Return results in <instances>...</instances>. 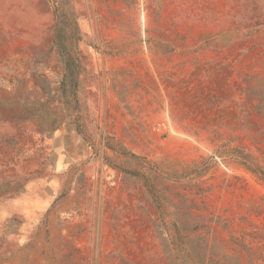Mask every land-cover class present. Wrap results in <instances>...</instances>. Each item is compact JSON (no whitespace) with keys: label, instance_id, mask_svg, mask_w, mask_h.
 <instances>
[{"label":"rangeland","instance_id":"rangeland-1","mask_svg":"<svg viewBox=\"0 0 264 264\" xmlns=\"http://www.w3.org/2000/svg\"><path fill=\"white\" fill-rule=\"evenodd\" d=\"M57 1L77 102L53 0H0V264H264V0Z\"/></svg>","mask_w":264,"mask_h":264},{"label":"trees","instance_id":"trees-1","mask_svg":"<svg viewBox=\"0 0 264 264\" xmlns=\"http://www.w3.org/2000/svg\"><path fill=\"white\" fill-rule=\"evenodd\" d=\"M53 2L56 21L53 47L58 52L59 60L64 70L60 82V90L64 100H67L73 91V98L77 102L76 91L78 88V79L82 73L78 52V43L81 37L77 25V18L71 7L64 8L57 0H53ZM68 42H70L69 45ZM240 161L248 171L264 181V169L256 164L252 156L248 154L245 155V158L240 156Z\"/></svg>","mask_w":264,"mask_h":264}]
</instances>
